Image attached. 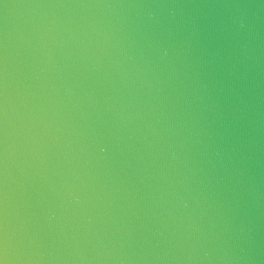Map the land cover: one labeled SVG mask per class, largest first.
I'll return each mask as SVG.
<instances>
[{
	"label": "clouds",
	"instance_id": "9594fccd",
	"mask_svg": "<svg viewBox=\"0 0 264 264\" xmlns=\"http://www.w3.org/2000/svg\"><path fill=\"white\" fill-rule=\"evenodd\" d=\"M0 264H264V0H0Z\"/></svg>",
	"mask_w": 264,
	"mask_h": 264
}]
</instances>
